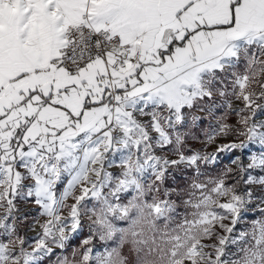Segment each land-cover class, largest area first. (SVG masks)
<instances>
[{
  "label": "snow or ice",
  "instance_id": "snow-or-ice-1",
  "mask_svg": "<svg viewBox=\"0 0 264 264\" xmlns=\"http://www.w3.org/2000/svg\"><path fill=\"white\" fill-rule=\"evenodd\" d=\"M0 264H264V0H0Z\"/></svg>",
  "mask_w": 264,
  "mask_h": 264
},
{
  "label": "rangeland",
  "instance_id": "rangeland-1",
  "mask_svg": "<svg viewBox=\"0 0 264 264\" xmlns=\"http://www.w3.org/2000/svg\"><path fill=\"white\" fill-rule=\"evenodd\" d=\"M211 150V149H210ZM225 162H226V160H225Z\"/></svg>",
  "mask_w": 264,
  "mask_h": 264
}]
</instances>
